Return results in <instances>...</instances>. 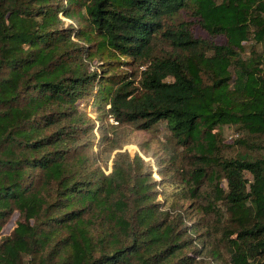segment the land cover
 Listing matches in <instances>:
<instances>
[{
	"label": "trees",
	"instance_id": "16d2710c",
	"mask_svg": "<svg viewBox=\"0 0 264 264\" xmlns=\"http://www.w3.org/2000/svg\"><path fill=\"white\" fill-rule=\"evenodd\" d=\"M0 264H264V0H0Z\"/></svg>",
	"mask_w": 264,
	"mask_h": 264
},
{
	"label": "rangeland",
	"instance_id": "374dc122",
	"mask_svg": "<svg viewBox=\"0 0 264 264\" xmlns=\"http://www.w3.org/2000/svg\"><path fill=\"white\" fill-rule=\"evenodd\" d=\"M73 7V6H72ZM60 18H62L63 22L65 23V28H80L79 24L77 23L76 19H79V17L73 18H66L64 15L60 14ZM74 41H77L73 37ZM96 67L93 65V70H95ZM100 86V82L97 81V83L93 86V89L97 91V89ZM94 91V92H95ZM112 121V120H111ZM109 127V123L107 124ZM118 135L114 138V140L121 145V149H117L113 152L109 150V145L103 146L101 151V148L94 147L93 153L96 154L98 159V165L103 168L106 174H110L113 171V160L118 153H129L132 158H134L137 154L140 155L146 162H150L152 169H153V176L158 181L159 191L161 188H165V176L166 175H160L159 174V167L157 166L156 159L152 156V153L156 152L157 147V141L159 140L157 138V135L153 133L148 132H138L134 130L132 127H121L117 130ZM99 134V133H98ZM235 130L229 127H226L224 129V136L225 139L231 143L234 140L235 137ZM112 136V135H111ZM162 142L164 141L163 138H160ZM114 143H112L113 146ZM164 166V165H163ZM168 176H166L167 178ZM163 200V199H161ZM173 217L176 221H180L181 219H184V214L181 211H172ZM17 219V215L11 217L10 221L7 223V225L4 227V234H9L11 232V229L14 227V223ZM185 220V219H184ZM195 246L200 248V243L195 238Z\"/></svg>",
	"mask_w": 264,
	"mask_h": 264
}]
</instances>
